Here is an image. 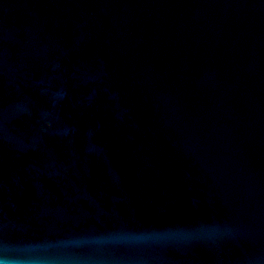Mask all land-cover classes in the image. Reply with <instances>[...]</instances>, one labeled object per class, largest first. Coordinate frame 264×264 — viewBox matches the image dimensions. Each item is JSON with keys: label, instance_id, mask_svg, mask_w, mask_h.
<instances>
[{"label": "water", "instance_id": "obj_1", "mask_svg": "<svg viewBox=\"0 0 264 264\" xmlns=\"http://www.w3.org/2000/svg\"><path fill=\"white\" fill-rule=\"evenodd\" d=\"M0 264H264V0H0Z\"/></svg>", "mask_w": 264, "mask_h": 264}]
</instances>
